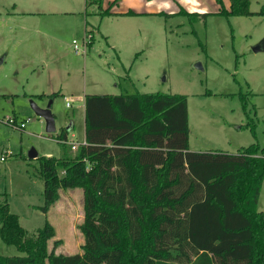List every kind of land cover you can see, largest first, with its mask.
Segmentation results:
<instances>
[{"label":"rangeland","instance_id":"rangeland-1","mask_svg":"<svg viewBox=\"0 0 264 264\" xmlns=\"http://www.w3.org/2000/svg\"><path fill=\"white\" fill-rule=\"evenodd\" d=\"M249 8L248 16L134 18L102 14L91 0H0V202L8 201L27 233L48 220L55 228L49 249L81 252L82 189H61L43 213L40 163L28 152L59 157L65 149L55 136L74 122L64 144L75 154L70 144L83 141L87 94H184L190 150L264 146V50L252 49L264 38V0H250ZM31 100L41 107L52 100L55 132H46ZM258 210H264V183ZM13 255L23 253L0 238V256Z\"/></svg>","mask_w":264,"mask_h":264},{"label":"trees","instance_id":"trees-1","mask_svg":"<svg viewBox=\"0 0 264 264\" xmlns=\"http://www.w3.org/2000/svg\"><path fill=\"white\" fill-rule=\"evenodd\" d=\"M216 1L217 14H252L250 0H229L227 8ZM91 2L101 9L100 0ZM179 14L210 13L181 8ZM188 124L184 94L85 95V144L70 154L69 128L61 127L55 137L64 153L36 158L43 213L61 189H82L81 252L49 249L54 226L46 220L27 233L5 199L0 238L23 255L0 256V264H264V210H258L264 146L192 151Z\"/></svg>","mask_w":264,"mask_h":264},{"label":"crops","instance_id":"crops-1","mask_svg":"<svg viewBox=\"0 0 264 264\" xmlns=\"http://www.w3.org/2000/svg\"><path fill=\"white\" fill-rule=\"evenodd\" d=\"M100 1H101V9L102 8L108 9L109 10L108 16H116V17L118 15L120 17H134V18L146 16V15L156 16L159 14L181 15L179 14V10L181 8L189 13H200V14L213 13V12L217 13L219 10V4L215 0H118L116 3H113L114 0H100ZM214 1L216 2L214 4V7L216 6V9H213L214 8L213 6L209 8V6H211V4L214 3ZM85 4H86V0H85ZM228 6H229V0L227 7ZM212 9L213 11L211 12L210 10ZM127 12H132V14L128 15ZM65 97L66 96H64V98ZM67 128L69 129L75 128L74 122L69 123ZM83 140H85L84 135H83ZM195 151H202V150H195ZM263 183L260 190L259 199L261 196ZM259 199H258V207H259Z\"/></svg>","mask_w":264,"mask_h":264},{"label":"water","instance_id":"water-1","mask_svg":"<svg viewBox=\"0 0 264 264\" xmlns=\"http://www.w3.org/2000/svg\"><path fill=\"white\" fill-rule=\"evenodd\" d=\"M253 51H263L264 50V38L252 46ZM4 61V56H0V65ZM195 67L202 69L200 63H196ZM30 105L34 110L35 114L42 117L45 121V130L48 133H53L56 131L55 117L52 113V100H49L48 104L44 107H41L36 104L35 101L31 100ZM39 156L38 152L35 149H31L28 152V157L37 158Z\"/></svg>","mask_w":264,"mask_h":264},{"label":"built area","instance_id":"built-area-1","mask_svg":"<svg viewBox=\"0 0 264 264\" xmlns=\"http://www.w3.org/2000/svg\"><path fill=\"white\" fill-rule=\"evenodd\" d=\"M72 44L74 45V50H75V52H78L79 51V46H78V43L76 42V40H72ZM70 104L67 102L66 103V106H69ZM8 124H10L11 126H13V127H15V128H19V129H22V128H24V123L22 122V123H20V125L19 126H16L15 124H14V122L13 121H9V122H7ZM85 144V140H83V141H81V142H75V143H71L70 144V146H71V149H77V147L79 146V145H84ZM0 160H4V157L3 156H1L0 157Z\"/></svg>","mask_w":264,"mask_h":264}]
</instances>
